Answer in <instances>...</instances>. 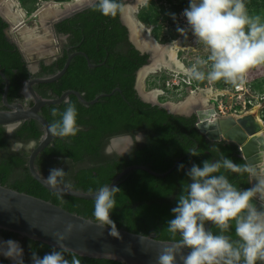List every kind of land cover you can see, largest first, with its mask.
Segmentation results:
<instances>
[{"label":"trees","instance_id":"obj_1","mask_svg":"<svg viewBox=\"0 0 264 264\" xmlns=\"http://www.w3.org/2000/svg\"><path fill=\"white\" fill-rule=\"evenodd\" d=\"M119 3L124 6L126 2L119 0ZM166 3L170 5L167 9ZM94 4L59 21L55 28L58 34L69 35L67 45H74L70 52H85L95 66H90L87 57L78 53L62 77L34 87L44 97H59L68 89L78 90L87 100L102 93L109 94L88 105L75 94H70L68 100L77 108V120L82 131L75 137H54L38 155L37 169L46 177L50 169L62 167L66 172L64 180L70 181L74 189L86 192L91 189L94 192L99 186L109 184L130 165H146L157 172H166L181 159L176 168L165 176L143 169H133L125 174L116 185L120 191L116 195L117 207L111 213L116 227L152 234L161 240L179 241L178 234L168 232L167 221L173 218L171 209L176 206L183 184L189 181L186 172L192 163L202 166V161L218 159L223 153L241 167L247 166V171L224 172L238 189L251 187L249 166L236 143L207 139L197 128L195 115L173 114L140 98L135 89L136 74L147 63L148 55L142 54L131 42L121 13L116 17L104 16L95 10ZM182 8L180 2L173 0H150L141 10L140 19L150 20L144 12L152 11L151 18L155 21L163 12L166 17L169 14L178 15ZM8 26L9 23L0 16V69L10 82L9 102L24 101L21 94L24 82L34 76L57 73L65 65L68 51L65 47L63 56L49 64L42 62L41 69L33 74L17 44L6 34ZM4 86L5 80L0 75V109L4 108ZM117 87L120 90H115ZM64 101L47 104L41 109L50 123L54 119L50 110L57 108L62 112L66 108ZM139 131L145 132V140L142 143L136 141L128 154L105 152L111 137L123 134L135 137ZM43 133L42 125L35 119L25 120L12 134L0 125V184L52 201L95 220L94 199L57 193L31 174L28 165L30 151L26 146L32 141L38 142ZM14 141L22 142L24 147L12 149ZM213 148L219 151H213ZM193 149L196 156L190 153ZM180 164H184L185 168L179 169ZM211 228L218 232L214 226ZM0 233L11 241L20 238L17 233L8 230L0 229ZM229 235L236 238L234 228ZM20 240L25 250L24 264H32L33 252L42 257L54 246L27 236ZM79 258L82 264H124L114 259L80 254ZM2 260L3 264H9L8 259Z\"/></svg>","mask_w":264,"mask_h":264},{"label":"clouds","instance_id":"obj_2","mask_svg":"<svg viewBox=\"0 0 264 264\" xmlns=\"http://www.w3.org/2000/svg\"><path fill=\"white\" fill-rule=\"evenodd\" d=\"M94 7L104 16L116 17L124 6L119 0H95ZM182 15L196 43L207 51V56L198 57L186 73L189 80L206 83L207 92L219 91L214 86L220 83L240 89L247 83L249 72L264 65V16L251 14L246 0H189ZM64 104L62 112L50 110L54 119L48 131L53 137H75L82 131L75 104L68 99ZM141 139L139 135L132 138L127 151ZM190 153L197 155L195 149ZM178 167L182 170L185 165ZM247 170V166L241 167L223 153L218 159L202 161V166L192 163L186 172L189 181L183 184L171 209L173 218L167 221L168 232L178 234L180 240L159 251L157 264H178V255L182 264H264V211L252 203L254 193L259 192L258 198L264 204V181L254 188L238 189L224 174ZM65 176L62 168H52L46 183L53 188L62 184L63 193L70 194L73 185L64 180ZM119 191L116 186L104 184L93 193L94 218L101 227L111 226L112 235L116 225L111 213L117 207ZM208 222L218 232L206 228ZM74 227L68 224L64 232L53 233L56 244L52 250L42 257L33 252L32 264H82L79 254L65 244ZM233 228L235 239L229 235ZM5 243L8 250L4 254L16 264H24L23 248L18 242ZM185 248L189 249L187 255L182 251Z\"/></svg>","mask_w":264,"mask_h":264},{"label":"water","instance_id":"obj_3","mask_svg":"<svg viewBox=\"0 0 264 264\" xmlns=\"http://www.w3.org/2000/svg\"><path fill=\"white\" fill-rule=\"evenodd\" d=\"M133 1L134 4H137V12H139V2H137V0ZM94 3L95 0H91L82 6L75 8L73 11L54 18L52 23L72 16ZM126 7L127 2L125 3L123 12L120 15L121 20L128 27L129 38L135 47L142 50V52L147 51L149 53L150 62L148 64H150L154 60L153 49L142 48L134 40L132 25L129 21H127L124 15ZM132 21L134 22V25L139 27L143 24V22L135 15L132 16ZM144 39L151 43L153 40L155 42L153 46L159 47L158 44L160 43H158L157 39L151 35L150 30L147 31V33H144ZM14 41L17 42V40ZM78 53L87 57L90 66H95L85 52H74L67 57L65 65L57 73L47 76H35L26 81L23 91L25 101L9 102L8 92L10 82L5 73L0 70V74L5 80L4 93L2 97L4 108L0 109V125L5 126L9 133H12L27 119H35L42 125L44 133L40 140L38 142L32 141L29 144L32 145L28 159L29 169L33 177L41 184L48 189L61 194H64L63 185H58L55 188L49 186L46 183V177L37 169L36 166V159L38 155L48 145H50L54 139L48 131L50 122L41 113V109L47 104L60 103L65 99H69L70 94H75L82 103L88 105L97 102L100 97L109 93H102L92 100H87L78 90L68 89L59 97H44L34 88V84L52 82L62 77L67 71L72 58ZM143 67H141L140 70ZM115 90H120V88L117 87ZM193 95L194 93H191L184 101H187V99ZM141 97L144 101L164 107L173 114L188 116L195 115L197 118V128L209 140H226L236 143L241 151V156L246 160L249 166L251 188H254L257 185L256 176L262 175L263 169L261 162L258 161L256 157L259 153L264 152V129L262 123L256 120L257 114L245 113L241 115H223L220 114L214 106H205L201 102L195 104L192 110L187 113L171 109L168 102L159 103L156 100L145 98L142 94ZM29 101H31V104H29ZM257 127H260L261 129H257ZM116 139H124V141H126L124 148L119 149L116 145H114V140ZM131 139L132 136L130 135L115 137L112 140L111 148H118V150L122 152L128 148L131 143ZM22 145L23 144L21 142H18L16 143L15 148L18 149ZM180 160L181 159H179L174 166L166 172H157L146 165H130L119 172L108 185L116 186L121 178L133 169H143L157 176H165L176 168ZM93 193L94 192H86L73 188V191L70 194L65 195L85 199H94ZM254 196L255 197L253 198L252 203H254L259 211H264V204H262L258 198L260 193L256 192L254 193ZM68 224L75 226L74 230L69 235L68 240L65 241V244L69 248L75 250L80 255L114 259L121 261L124 264H157L156 258L159 251L166 246L178 242L157 239L152 234L145 235L119 227H116L115 232L112 235L111 226L105 225L101 227L98 225L96 220L69 211L63 206L52 201L0 184V229L17 233L20 237L27 236L50 245H55L56 240L52 234L56 232H64ZM211 226V222L206 224V228H211ZM13 241L18 242V244L22 247V242L20 240ZM5 242H7V240L0 236V264H3V258L9 259L10 264H16L13 259L4 254L5 251L2 249L1 243ZM182 251L184 255H187L189 249L185 248ZM177 261L178 264H182V262L179 261V255L177 256Z\"/></svg>","mask_w":264,"mask_h":264},{"label":"rangeland","instance_id":"obj_4","mask_svg":"<svg viewBox=\"0 0 264 264\" xmlns=\"http://www.w3.org/2000/svg\"><path fill=\"white\" fill-rule=\"evenodd\" d=\"M18 6L25 10L26 17L23 18L24 24L22 30L15 28L13 24L7 30L8 35L17 40L20 47L25 49L27 58L34 64L41 58H49L50 50L55 48L56 41L60 38L54 32L53 26L50 23L46 24L41 18L39 10L47 2H57V0H14ZM74 0H65L60 2V5L65 3H72ZM150 0H148L149 2ZM164 1V0H163ZM174 2H180L183 5L182 10L178 15L166 14L163 12L160 14L158 20L153 21L151 18L152 11L144 12L145 15L150 17L149 21H142L140 19V12L145 6V3L139 5V12H135L137 18H139L145 25L144 33L150 30L159 43L165 44L173 41H180L182 44L181 49L178 51L181 61L190 67L198 57H206L207 51L200 44H197L195 37L191 34L189 26L187 25L186 17L182 15L183 10L189 6V0H173ZM127 4H133V0H126ZM248 10L251 14H259L264 16V0H246ZM166 3V9L169 7ZM17 7V6H16ZM15 7V9H17ZM63 7V6H62ZM146 11V10H145ZM39 13V14H38ZM10 21V20H9ZM11 23V22H10ZM20 26V28H21ZM14 27V28H13ZM30 28L29 30L27 29ZM184 29V31H180ZM33 30L38 37L35 42L30 44L29 48L26 44V40L23 34L24 31ZM41 40V41H40ZM24 42V43H23ZM39 43L40 47H36L35 44ZM42 42V43H41ZM41 43V44H40ZM145 90L152 91L158 90L159 96L155 100L159 103L167 102H179L184 101L191 93L197 94L202 89L209 87L206 83L201 84L195 81L189 80L186 72L175 73L171 70L163 68L159 71L150 73L147 78L144 79ZM219 91L209 97L207 106H214L223 110V115H241L245 113L257 114V117L261 120L264 128V65L252 69L247 78V83L240 89L233 88L230 85H224L223 83L214 86ZM227 89L226 92L223 90ZM32 145L28 146L31 150ZM18 148V147H17ZM22 146L19 147V149ZM0 236L5 240L10 241L0 233Z\"/></svg>","mask_w":264,"mask_h":264},{"label":"bare ground","instance_id":"obj_5","mask_svg":"<svg viewBox=\"0 0 264 264\" xmlns=\"http://www.w3.org/2000/svg\"><path fill=\"white\" fill-rule=\"evenodd\" d=\"M2 1L3 2H1V4H0V9L3 11L4 15L8 19L11 20V22L15 28H19L20 30H22L23 29L22 26L24 24L23 18L26 17L25 10L20 8L17 5L18 3L14 0H2ZM90 1L91 0H74V1H72V3H65L64 5H60V3H57L54 1L48 2L47 4H45L44 7H42L39 10V13L41 14V18L46 25L49 22H51L55 17L63 15L67 12L73 11L75 8L82 6L83 4L88 3ZM137 2H139L138 5H140L141 3L144 2V0H137ZM15 7L17 9H15ZM138 8H139V6H138ZM136 11H137V4H134V3L133 4H127V7L124 11V15H125L127 21H129V23H131V25H132L133 38L140 47L146 48V49H153L152 51H153V56H154V60L152 61V63L144 66V67H146V69L143 71L142 76L140 73L142 80L144 81V79L147 78V76L150 73L159 71L163 68L171 70L175 73L186 72L187 67L181 61L179 54H178V51L182 47L181 42L180 41H173V42L166 43V44L160 43V44H158L159 47L153 46L155 44V42L153 40L151 43L148 40L144 39V32H143V27L145 29L144 23L142 24L141 27H139L137 25H134V22L132 21V16ZM48 25H46L47 28H48ZM20 26H21V28H20ZM27 29L29 30L30 28L27 27ZM24 33L25 34H23V35L25 37L26 44L28 45L27 47L29 48L30 44H32L31 46H33V43L35 42V40L38 37L35 36L36 34L34 33L33 30L24 31ZM35 46L40 47L41 45H39V43H37V44H35ZM165 57H166V59H165ZM138 88H140L139 87V79H138ZM140 92H141V90H140ZM214 93H215L214 91L212 93H209L205 89H202L201 92L198 93V95L194 94L193 96L189 97L187 99V101H179L177 103L168 102V103H169L171 109L189 113L192 110L193 106L199 102H201L203 105L207 106L209 97H211V95ZM141 94H142V92H141ZM159 94H160V92L158 90H152V91L146 92L145 96L143 94L142 95L147 99L155 100V98H157V96H159ZM256 120L261 123V120L258 117ZM257 129H261V128L257 127ZM117 140H120V141H117ZM114 145H117L120 149L123 148L124 139L123 140H121V139L114 140ZM256 158L258 159V161L261 162L262 169H263V174L256 176V182L258 185V184H260V182L264 181V152L259 153V155ZM1 247L5 252L8 250V245H6V243H1Z\"/></svg>","mask_w":264,"mask_h":264},{"label":"flooded vegetation","instance_id":"obj_6","mask_svg":"<svg viewBox=\"0 0 264 264\" xmlns=\"http://www.w3.org/2000/svg\"><path fill=\"white\" fill-rule=\"evenodd\" d=\"M124 1H126V0H124ZM1 2H3L2 0H0V4H1ZM53 2V1H52ZM48 3V2H47ZM46 3V4H47ZM45 6V5H44ZM43 6V7H44ZM42 8V7H41ZM0 16L5 20V21H7L8 23H9V26L7 27V29H6V34L8 35V33H7V30L9 29V27L10 26H12L11 24H12V22H11V20L10 19H8L5 15H4V13H3V11L0 9ZM56 18V17H55ZM67 18V17H66ZM63 19H65V18H63ZM63 19H61V20H63ZM10 20V21H9ZM61 20H58L57 22H54V23H52V21L51 22H49L50 23V25H52L53 26V29H54V32H55V34L57 35V37L58 38H60L59 39V41H56V43H55V48H52L49 52H50V57L49 58H46V57H44V58H41V59H39L38 61H35L34 62V64H32L31 63V61L27 58V56H26V51H25V49H23V48H21L20 47V45H19V43L18 42H15L14 40L15 39H12L9 35V38L12 40V42H14V43H16L17 44V46H18V48L20 49V51L23 53V55H24V57H25V59L28 61V66H29V69H30V71L33 73V74H35V73H37L40 69H41V63L42 62H45V64H49V63H52L53 61H55L58 57H60V56H63L64 55V48L66 47V49H67V51H68V56L70 55V54H72V53H74V52H78L77 50L76 51H71L70 52V50L71 49H74L73 48V46L74 45H67V43L69 42V35L68 34H58L57 33V30H56V28H55V25L59 22V21H61ZM11 22V23H10ZM42 43V42H41ZM170 43V42H169ZM139 50V49H138ZM142 54H147L148 55V58H147V63H145L144 65H147L149 62H150V55H149V53L147 52V51H145V52H142V50H139ZM76 55V54H75ZM143 65V66H144ZM143 66H141V67H143ZM140 67V68H141ZM140 68L138 69V71L140 70ZM146 69V67H144V68H142L140 71H139V73H138V71H137V74H136V83H135V89H136V91H137V93H138V95L140 96V98L142 99V97H141V92H142V94L145 96V93L146 92H148V90H145V84H144V81L142 80V73H143V71ZM1 70V69H0ZM2 71V70H1ZM3 72V71H2ZM140 73H141V76H140ZM1 75V74H0ZM2 76V75H1ZM35 77V76H34ZM32 78V77H31ZM138 79H139V87L140 88H138ZM29 80V79H28ZM27 80V81H28ZM26 82V81H25ZM25 82H24V84H23V87H22V89H21V94L23 95V97H24V101H25V95H24V86H25ZM44 83V82H43ZM48 83V82H47ZM37 84H40V83H35L34 84V86L35 85H37ZM35 88V87H34ZM141 90V92H140V90ZM65 92V91H64ZM62 95V94H61ZM70 96V95H69ZM143 100V99H142ZM18 101H21V100H18ZM151 103V102H150ZM29 104H31V101H29ZM43 108V107H42ZM185 116H188V115H185ZM191 116V115H190ZM8 132V131H7ZM9 133V132H8ZM12 134V133H11ZM123 135H130V134H123ZM137 135H139V136H141L142 137V139L141 140H139V141H137L138 143H142L144 140H145V132L144 131H139L137 134H136V136ZM118 136H122V135H117V136H113V137H111V139H110V142H109V144L105 147V152L106 153H108V154H113V153H117V154H120V155H125V154H128L131 150H132V148H133V145H135V143L130 147V150L129 151H127V149L126 150H123L122 152H120L119 150H118V148H111V144H112V140H113V138H115V137H118ZM130 136H132V135H130ZM135 136V137H136ZM135 137H133L132 136V138L134 139ZM117 141H120V140H117ZM16 143H18V141H14V143L12 144V149H14V150H19V148L18 149H16L15 148V145H16ZM22 143V142H21ZM23 144V143H22ZM30 144V143H29ZM29 144L26 146V148L28 149V146H29ZM126 145V141H124V146ZM124 146H123V148H124ZM24 147V144L22 145V148ZM21 149V148H20ZM120 149V148H119ZM122 149V148H121ZM29 150V149H28ZM30 151V150H29ZM123 153V154H122ZM57 168H62V167H57ZM47 177V176H46ZM250 182H251V180H250ZM251 188V187H250ZM244 190H246V189H244ZM20 238H23V237H20ZM20 238H18L17 240H20ZM21 241V240H20ZM22 247H23V244H22ZM24 249V248H23ZM24 256H25V250H24V254H23V258H24ZM7 259V258H6ZM9 260V259H8ZM9 264H10V260H9Z\"/></svg>","mask_w":264,"mask_h":264},{"label":"built area","instance_id":"obj_7","mask_svg":"<svg viewBox=\"0 0 264 264\" xmlns=\"http://www.w3.org/2000/svg\"><path fill=\"white\" fill-rule=\"evenodd\" d=\"M216 109H217V111H218L220 114L223 113V110H222V109H219V108H216Z\"/></svg>","mask_w":264,"mask_h":264}]
</instances>
